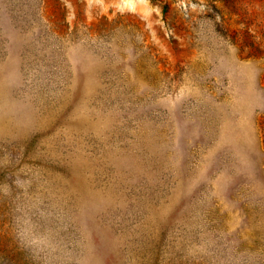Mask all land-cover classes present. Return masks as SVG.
Instances as JSON below:
<instances>
[{
	"label": "rangeland",
	"instance_id": "1",
	"mask_svg": "<svg viewBox=\"0 0 264 264\" xmlns=\"http://www.w3.org/2000/svg\"><path fill=\"white\" fill-rule=\"evenodd\" d=\"M0 264H264V0H0Z\"/></svg>",
	"mask_w": 264,
	"mask_h": 264
}]
</instances>
